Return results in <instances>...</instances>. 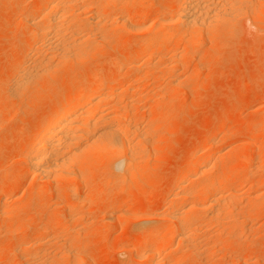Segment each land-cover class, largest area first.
Returning a JSON list of instances; mask_svg holds the SVG:
<instances>
[{"label":"rangeland","instance_id":"rangeland-1","mask_svg":"<svg viewBox=\"0 0 264 264\" xmlns=\"http://www.w3.org/2000/svg\"><path fill=\"white\" fill-rule=\"evenodd\" d=\"M38 1L15 0L8 6L5 4L7 0H0V21L2 17V19L4 16L6 17V22H0V188L5 189V191L0 189V199L2 195H6L12 200L8 201L5 197L7 203L9 202L7 205L11 207L12 203L10 202H14L13 208L15 211L17 210L12 219L10 217H3V219L0 216V264L13 262L19 264V259L16 258V247L29 239L31 233L37 228L44 227H51V233H49V237L47 236L48 238L42 237L37 241V243L41 241L36 244L37 249L34 247L33 251L31 250V255L34 251L38 255L41 253L40 256L44 254L41 258L39 257V260H35L38 259L35 256V262L31 260L33 257L28 256L29 261H32L33 264L37 262L45 264L43 261L47 259L52 260L49 262L52 264L54 263L53 259L58 260L57 254L62 251L64 256V248L60 250L64 241L69 244L72 242L70 246H75V250L81 253V256L88 257L83 263L78 264H144L143 251L148 245L154 243L138 246L139 239L151 235L152 231L165 233L171 226L167 217L171 216L173 210L177 211L179 208L182 209V206L185 207L184 201L173 198L177 191H183L177 182L178 177L183 168L185 169L188 167L187 164L192 162V159L198 156L203 158V153L207 148H217L216 150H218V148L227 147L230 150L238 146L237 150H234L233 156H238L239 152L241 155H248L253 152L252 147L257 145L256 147L263 151L261 160L264 162V128L260 125L264 120V6H261L264 4L262 3L261 7L255 8L256 10L251 12H255L253 16L249 14L243 16L244 18L241 17L239 24L232 27L228 37L225 35L227 33L225 30H221L222 34L216 35L218 37H204L197 54L188 59L186 56L180 59L182 65L180 71L169 74L158 72L161 75L155 72L156 77L152 73L150 81L136 82L138 93L133 97L135 99L131 96V101L133 100L134 103L133 108L128 107V111L131 119L135 120L132 117H138L140 125L138 126L142 129L145 126L143 131H148L150 128L151 134L145 141L148 145L144 143L141 146L142 144H139L137 139H133V144L137 145L138 152H141V149L144 150H142L143 154H140V156L142 155L141 159L134 165V170L138 174L136 173L137 175L129 182L130 189L113 192L104 180L110 170L115 169L113 165L115 157H110V154L99 158L96 152L89 155L90 158L88 157L87 161L81 162L79 165L72 163L69 168L73 172L69 169L70 174L73 175L75 172L74 175L79 176L74 183L66 177H63L64 180L59 177L61 180L56 178L59 181L52 179L53 181H40L39 183V179H35V176L33 177V174L25 166V162H22L24 160L22 156L26 152L24 148L26 143L37 130L41 121L53 113L52 110L55 112L59 109L62 101L73 97L77 90L92 86L103 87L107 84V82L103 83V78L105 81V78L107 80V78L116 76L124 56L147 35L143 31L133 32L122 26H118L116 29L114 25L109 24V27H115L114 31L109 30L116 38L114 43L110 42L111 45L99 46L97 54L94 52L89 55L90 57L87 56L83 61H80V65L77 60H75L76 63L70 61L50 75L51 77L48 75L44 77L41 87L38 86L37 89L27 91L25 97H19V99L14 97V100L13 95L10 97L8 84L11 85L17 68L11 67L9 70V66L12 62H18L20 59L22 43L19 42L24 35V27H22L19 17L22 15L20 11L35 8ZM154 1L157 2L152 14L156 16L162 12L166 4L175 3L176 0ZM137 8L143 9L144 7L139 4ZM255 18H259V20L256 21ZM177 43L166 44L165 52L171 48H178L179 43ZM162 49L164 51V48ZM75 64H77L76 67ZM98 72L101 76L97 74ZM132 72V67L127 65L123 71V79L129 82L133 80ZM47 77L50 80H47ZM10 78L11 80H9ZM174 78L175 81H172ZM177 80H181V82H177L178 84L173 86L167 85L170 83L169 81L176 83ZM158 85L166 87L165 90L159 91ZM176 87L177 89H175ZM164 92L165 94H161ZM124 96L125 98L120 99L123 104L127 99V102L130 101V96L127 98L125 94L122 97ZM134 104L137 105L134 106ZM259 121L260 123H258ZM132 123L134 122L132 121ZM153 123H156L158 127L151 131ZM259 127L261 128L258 129ZM251 130L258 133L260 135L258 137H261L262 140L258 137L253 142L247 140V133ZM147 133L149 134V132ZM245 142L252 143L247 146L244 144ZM239 145H245L243 147L246 149H241ZM198 149L202 153L199 152L200 154L198 153L196 156ZM236 153L238 155H235ZM233 156L222 157L224 158V161L221 159L222 162L220 159L215 160L219 157L214 156L215 158H211L214 159V164L211 163V167L216 166L215 168H217L223 162L229 165ZM225 160L230 162L227 163ZM71 166L73 168L75 166V168L73 169ZM213 170L209 171L207 175L211 176L217 171ZM259 171L254 174V181L257 182H250L251 184L246 183L243 177H231L227 188L229 192L225 190L226 194L224 193L225 196H229V194H233L234 190H238V199L230 206L228 205V210L237 218L243 216L244 219L248 218L231 223V228L228 225L225 229L224 226L219 227L215 223H211L212 225L205 223L207 226L204 224L201 231L204 234L203 238L202 234L199 236L200 239L199 237L194 238L193 240L196 239V241L189 247L192 245L193 247L201 245L202 249L210 247L206 249L207 252L211 250L209 253L196 257L191 255L193 248L190 250L187 247L188 249L175 251L173 247L162 255L160 263L167 262L166 264H168L169 261L171 264H244L250 261L249 264H264V194L260 198L261 200L259 199L255 203L257 206L251 215H247V211H245L249 202L252 199L254 201L256 191L259 189L261 192L264 191V169L261 168ZM79 173L81 174L79 175ZM204 176L199 179L195 178L196 176L189 178L190 180L186 181V189L200 186L199 182H202L206 177ZM258 181H262L263 186ZM71 185L78 188L77 192H80L81 197L83 195V197L94 196L96 201L71 209L70 212L68 197L66 195L59 196V193H62L66 188H72ZM34 186L35 188L37 186V189ZM34 189L35 191L43 190V196L40 194L35 198L32 197L31 194L35 193ZM12 190L17 191L18 194H12ZM60 190L63 191L60 192ZM38 192L40 193V191ZM37 196L40 201L36 198ZM29 199L36 201L33 200V203L31 200L30 204ZM124 200L127 201L124 212H122L125 216L121 214L120 216L123 217L109 219V212L113 211L118 202ZM169 213L171 214L169 215ZM196 213L193 211L192 215L196 216ZM70 214L73 215V219L70 218ZM64 221L70 222L68 224H71V228L74 227V229H69V231L68 228L63 227L66 224ZM236 223L238 224L236 225ZM58 224L59 226H57ZM54 227H57L55 231H53ZM221 233L224 234L221 235ZM217 235L221 236L225 246L214 245L215 247L212 249L213 244L210 242V245V238H217ZM50 238H52L51 241H49ZM41 248L45 251L43 252ZM38 249L41 251H37ZM45 257L46 260L41 262ZM60 258L59 260H61ZM56 263L61 264L55 261Z\"/></svg>","mask_w":264,"mask_h":264},{"label":"bare ground","instance_id":"bare-ground-1","mask_svg":"<svg viewBox=\"0 0 264 264\" xmlns=\"http://www.w3.org/2000/svg\"><path fill=\"white\" fill-rule=\"evenodd\" d=\"M14 2L15 0H7L5 4L9 6ZM156 2L154 0H39L35 8L32 7L33 9L28 8L20 11L22 15L19 17L22 22V27H24V35H22V40L19 42L20 44L22 43L20 48V59L18 62H12L9 66V70L11 67L17 68L16 75L14 79H12L11 85L8 84L10 87L9 94L11 95L10 97L13 95V99L14 97L17 99H19V97H25L27 91L37 89L38 86L41 87V82L44 77L47 75L48 77L53 75L63 65L65 66V64H68L70 61H74L76 63L75 60H77L80 65V61H83L87 56L93 54L97 50L99 51V46H107L111 45L112 42L114 43L116 38L111 31H114L115 27L117 29L118 26H122L133 32L143 31L147 35L146 38H143L138 42V44H136L132 51L124 56L121 61L122 64L119 65L116 76L107 78V80L105 78V81L103 78V83L107 82V84L103 87L92 86L77 90L73 97L62 101L59 109L55 112L52 110L53 113H50L49 116L41 121L37 130L33 133L28 143H26V146L24 147L26 152L25 155L22 156L24 157L22 162H25V166H27L33 174V177L35 176V179H39V183L40 181H51L52 179L59 181L61 180L59 177H66L71 182H76L79 176L77 174L74 175L75 172L73 175L72 173L70 174V165L72 163L79 165L81 162L87 161L89 155L97 152L99 158L100 156H109V154L110 157H115L113 164L115 169L110 170V173L104 177L108 188H110L113 192L129 190L131 187L129 186V182L138 174V172L134 170V165L138 163L139 159H141L142 155L140 156V154H143L142 150H144L141 149V152H138V147L136 144H133V139H137L138 143L143 146L146 138L151 134L150 128L148 131L144 130L149 132V134L144 132L143 129L145 126L143 129L142 127H139V121L137 120L138 117H132L135 119L132 120L130 112L128 111L129 106L130 108H133L132 106L134 102L133 100L131 101V99L136 96V93H138L136 82H142L144 80L150 81L152 73L156 77V73L158 72L169 74L171 72L175 73L180 71V67L182 66L180 64V59L185 56L188 59L197 54L201 43H203L201 41L204 40V37H218L216 35H218V33L222 34L221 30H225L227 32L225 35L228 37L231 33L230 31L232 27L239 24L240 19H242L241 17H245V15L247 16L249 14L253 16V13L255 12H251L255 8L264 6L261 5L262 3L264 4L263 0H176L174 1L175 3L166 4L160 14L153 16L152 11L156 7ZM139 4L143 5L144 8L138 9L137 7ZM2 18L0 22H6V17L4 16V19ZM259 18H255V20L258 21ZM109 24L112 26L114 25L115 27H112V29L111 26L109 27ZM109 30L111 31L109 32ZM110 38H112L111 40L113 41H111ZM110 42L111 44H109ZM176 42L179 43H177L178 48H171L165 52L166 44ZM162 48H164V51ZM127 65L128 67L130 65L133 69V80L130 82L123 79V71ZM76 66L77 64H75V67ZM161 73L158 74L161 75ZM97 74H99V72ZM99 75L101 76V74ZM48 77L47 80H50ZM179 78L181 77L179 76ZM9 80H11V78ZM178 80L176 83L169 81L170 83L167 85L173 86L174 84H178L181 82V80ZM172 81H175V78ZM165 88L163 86L159 87L158 85L157 89L163 92ZM175 89H177V87ZM125 94L127 95V98L130 96V101L127 102V99V101H125L126 103L123 104L120 99L125 98V96L122 97ZM161 94H165V92ZM160 96L162 97V95ZM135 105L137 104H134V106ZM132 121L134 123H132ZM156 123H153L151 131H153L155 127H158V123ZM258 123H260V121ZM260 125L264 128V120ZM258 136H260L258 133L251 130L247 133L246 137L248 139H246L253 142ZM258 139H261V137H258ZM250 143L245 142L244 144L249 146ZM243 146L245 145H239L241 149L244 148ZM256 146L252 147L253 152L250 154L247 153L248 155H244L243 153V155H241V152H239L240 156L238 153L235 154L238 156H233L235 152L234 150H237L238 146L230 150H228L227 147L218 148V150H216L217 148H207L203 153V158L198 156L195 159H192V162L190 161L191 163L187 164L188 167L185 169L183 168V171L179 174L180 176L177 181L183 191H177V194L173 199L184 201L185 207L183 208L182 206V209H176L177 211L173 210L174 212L172 214L169 213L171 216L167 215V219L171 222V226L165 233H154V231H152L153 233L151 235H147V237L143 236L144 238L139 239L140 241L138 242V246H144L150 242L154 243L153 245H148V247L143 251L144 253L142 255V259H144V264H162L160 263L162 255H164L170 248L173 249V247V250L175 251L183 250L187 247L189 249L193 248V254L191 255L196 257L203 256L205 253H209L211 251L210 249L209 252L206 250L210 247L202 249L200 244L199 247L197 245L189 247V245L196 241V239L193 240L194 238L199 237L202 234L201 231L203 230V225L205 223H215L218 224L219 227L224 226L225 229L228 225L230 227L231 223L248 218L245 217L244 219V216L237 218L228 210V207L238 199V190L235 188L237 192L234 190L233 194H229V196H225L224 193L226 192L225 190L228 191V183L230 178L233 176L236 178L243 177L244 181L249 184H251L250 182H257L254 181V174L256 172L258 173L259 170L261 171V168L264 169V162L261 160L263 151ZM244 149H246V147ZM196 152L197 156L200 149ZM242 152L244 151L242 150ZM214 156L219 157L215 160L223 159L224 161L226 156H233V159L230 160L231 164L228 165L225 163L226 166L224 162L218 166L217 164L220 161H216L218 162L216 164L218 167L215 168L216 166L213 165L214 159H211ZM259 160L261 161L258 162ZM230 161L227 160L226 162L228 163ZM211 163H213L212 165L214 167H211ZM71 168L73 167L71 166ZM213 169H216L217 171H215V173L211 176L207 175L209 171H214ZM70 171L73 172L71 169ZM80 174L81 173H79V175ZM203 175L207 176H204L205 178H203L201 183L199 182L200 186L196 188L194 186V189H186V181L189 178H194L196 176L195 178L199 179ZM259 182H261L260 185H262V181H258V183ZM74 185H71L72 188H66L64 191L62 190L63 192L60 190L62 193H59V196L66 195L68 197L70 212L71 209L96 201L94 196L87 195L88 197H83L84 195L82 194V198L80 196V192H77L79 191L77 190L78 188H76V186L73 187ZM0 189L2 190L4 188ZM35 189H37V186ZM38 191H40V193ZM38 191H35V193L37 192L38 194L33 192L31 196L34 198L36 195L40 194L43 196V190ZM256 192L257 193L254 197L255 202L252 199L251 202H249L250 204L245 208V211H247V213H245L247 215H251L253 213V209L255 210V207L257 206L255 203H257V201L264 194V191L261 192L260 189ZM12 194H18V192L12 190ZM5 197L6 195H2L0 199V216L2 218L10 217V219H12L14 218V214L17 210L15 211L13 208L14 202H10L12 203L11 207L7 205L9 202L7 203V197ZM36 198H38V196ZM7 199L8 201H12L9 198ZM31 200L33 201L35 199ZM31 200L29 199L30 204L32 203ZM125 205H127V201L125 200L120 203L118 202L113 211L109 212V219L125 216L122 214V212H124ZM193 211L197 212L195 214L196 216L192 215ZM121 214L123 216H120ZM70 216V218L73 219V215L70 214ZM70 222L72 221L70 220ZM243 223L246 224L245 221H243ZM66 224L63 227L68 228V230L74 229V227L71 228V224H68L69 226ZM207 224L205 225L207 226ZM237 224L238 223H236V225ZM57 226H59V224ZM56 228L57 227H54L53 231H55ZM50 229L52 228H37L33 231V233H31V238L28 235L29 239H26L22 242V244L16 247V258L17 260L19 259V264H33L32 261V263L29 261L30 259L28 256H30V258L33 257L31 260L34 261V258H36L35 256L38 257V259L35 260H39V257L41 258L44 255V247L43 249L41 248L43 251L42 256H40V252L39 255L34 253L36 251L33 252L35 255H31L30 252L31 250L33 251L34 247H36L35 249L38 248L36 244L41 242L37 243L38 240L42 237H49V233H51ZM222 234L224 233H221V235ZM203 235L204 234L201 235L202 238ZM220 237L217 235V238H210L209 243L212 242V249L215 247L214 245L220 247L225 246L224 241ZM51 240L52 238L49 239V241ZM64 242L63 245H65H62L63 247H59L61 248L60 250L64 248L63 250H65L64 253L66 255L64 254L63 256V251L60 252L59 254L62 256L57 254V257H61V260H59V258L58 260L53 259L54 263L52 264H55V261L61 264H70V262L71 264H78L81 262L83 263V261L88 259V257L83 255L81 256V253L75 250V246H70L72 242L70 244L67 243V241L65 243ZM39 250L40 249L37 251ZM55 259H57L56 256ZM43 260H46V257L45 259L43 258L41 262ZM51 261L47 259L43 262L45 264H49ZM249 262L244 264H249ZM11 264H15V262ZM35 264H38V262ZM168 264L171 263L168 261Z\"/></svg>","mask_w":264,"mask_h":264}]
</instances>
